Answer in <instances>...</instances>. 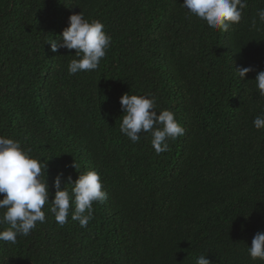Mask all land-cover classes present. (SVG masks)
Segmentation results:
<instances>
[{
  "label": "trees",
  "instance_id": "trees-1",
  "mask_svg": "<svg viewBox=\"0 0 264 264\" xmlns=\"http://www.w3.org/2000/svg\"><path fill=\"white\" fill-rule=\"evenodd\" d=\"M182 3L0 0V136L48 160L50 202L58 174L62 187L78 178L75 161L108 192L86 228L71 213L60 226L46 203L45 223L0 242V264H264L248 254L264 232V128L253 124L264 113L254 80L264 25L252 27L264 0H247L227 32ZM81 11L112 42L98 69L69 75L75 50L47 43ZM241 66L255 69L243 81ZM125 93L154 95L185 134L159 155L147 133L132 143L120 132Z\"/></svg>",
  "mask_w": 264,
  "mask_h": 264
},
{
  "label": "clouds",
  "instance_id": "clouds-1",
  "mask_svg": "<svg viewBox=\"0 0 264 264\" xmlns=\"http://www.w3.org/2000/svg\"><path fill=\"white\" fill-rule=\"evenodd\" d=\"M182 7L206 21L210 28L227 32L231 25L241 22L247 0H183ZM256 16L258 21L253 18V28H258V22L264 25V9H258ZM104 27L98 19H86L81 11L72 14L62 35H57L47 44H50L52 52H58L60 48L75 50L76 58L68 64L69 75L93 71L98 69L111 46L112 37ZM235 70L243 81L255 69L241 66ZM254 80L259 95L264 96V70L258 71ZM120 105L124 113L120 132L132 143H138L142 133L149 134L157 155L169 150V140L174 141L185 134L175 112L158 110L157 98L152 94L125 93L120 98ZM253 124L257 130L264 128V113L256 116ZM47 161L34 156L32 149L20 140L0 136V225H7L0 231V242L15 244L18 237L28 236L38 223H45V211L42 209L46 203L51 205L50 211L60 226L68 222L71 213V219L86 228L93 219L94 202L108 199L100 173L97 170L80 172L75 161L72 167L79 173L78 178L73 180L69 175L62 187V174H58L54 181V199L50 202L47 176L45 178ZM248 254L254 261L264 260V232L256 233ZM196 264H212V261L208 256L200 255Z\"/></svg>",
  "mask_w": 264,
  "mask_h": 264
}]
</instances>
